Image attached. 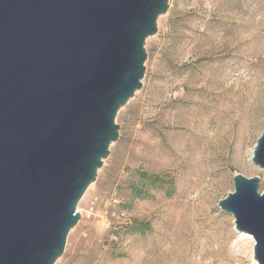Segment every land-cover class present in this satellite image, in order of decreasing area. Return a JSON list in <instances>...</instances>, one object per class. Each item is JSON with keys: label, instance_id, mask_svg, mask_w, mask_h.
<instances>
[{"label": "rangeland", "instance_id": "obj_1", "mask_svg": "<svg viewBox=\"0 0 264 264\" xmlns=\"http://www.w3.org/2000/svg\"><path fill=\"white\" fill-rule=\"evenodd\" d=\"M144 47L141 87L115 115L119 137L54 264H252L217 201L235 173L263 176L250 150L263 128L264 0H168Z\"/></svg>", "mask_w": 264, "mask_h": 264}, {"label": "water", "instance_id": "obj_2", "mask_svg": "<svg viewBox=\"0 0 264 264\" xmlns=\"http://www.w3.org/2000/svg\"><path fill=\"white\" fill-rule=\"evenodd\" d=\"M168 0H0V264H54L76 205L141 87L145 39ZM250 161L217 201L264 264V116ZM263 187L260 189V185Z\"/></svg>", "mask_w": 264, "mask_h": 264}, {"label": "bare ground", "instance_id": "obj_3", "mask_svg": "<svg viewBox=\"0 0 264 264\" xmlns=\"http://www.w3.org/2000/svg\"><path fill=\"white\" fill-rule=\"evenodd\" d=\"M252 153H253V148L250 150V157H251ZM233 228L235 229L234 223H233ZM229 240L230 239L227 236L226 242H229ZM249 242H250V245L252 247L251 251H250L251 256H253L254 238L249 233L236 230V236H235V239L231 242V245L234 247L235 252H239L241 245L244 243H249ZM219 249H220V247L217 244V246H215V248H213V250L212 249L211 250L216 254V253H218ZM252 264H257V261L255 260V258H252Z\"/></svg>", "mask_w": 264, "mask_h": 264}, {"label": "trees", "instance_id": "obj_4", "mask_svg": "<svg viewBox=\"0 0 264 264\" xmlns=\"http://www.w3.org/2000/svg\"><path fill=\"white\" fill-rule=\"evenodd\" d=\"M143 176H148V175H146V173H143ZM152 179H153V181H152V184L153 185H156V183L159 181V179H160V176L159 175H157V174H155V175H152V177H151ZM159 186H161V185H159Z\"/></svg>", "mask_w": 264, "mask_h": 264}]
</instances>
